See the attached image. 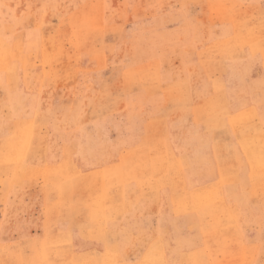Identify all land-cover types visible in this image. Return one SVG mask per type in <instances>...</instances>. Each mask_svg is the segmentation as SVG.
<instances>
[{"label": "rangeland", "instance_id": "rangeland-1", "mask_svg": "<svg viewBox=\"0 0 264 264\" xmlns=\"http://www.w3.org/2000/svg\"><path fill=\"white\" fill-rule=\"evenodd\" d=\"M263 162L264 0H0V264H264Z\"/></svg>", "mask_w": 264, "mask_h": 264}, {"label": "bare ground", "instance_id": "bare-ground-1", "mask_svg": "<svg viewBox=\"0 0 264 264\" xmlns=\"http://www.w3.org/2000/svg\"><path fill=\"white\" fill-rule=\"evenodd\" d=\"M249 34H250V33H249ZM247 35H248V34H247ZM247 35H246V36H247ZM253 35H254V34H253ZM250 36H251V35H250ZM252 37H253V36H252ZM252 37H251V38H252ZM246 39H249V37L246 38ZM240 40H241V39H240ZM254 40H255V38H254ZM254 40H253V41H254ZM250 42H251V41H250ZM241 43H242V42H241ZM242 45L244 46V44H242ZM61 46H62V45H61ZM262 46H263V45H262ZM19 47H20V46H19ZM37 47H38V46H37ZM32 49H33V47H32ZM38 50H39V49H38ZM56 50H57V49H56ZM65 50H66V49H65ZM21 53H22V52H21ZM30 53H31V52H30ZM41 54H43V56H44V55H46L47 53L44 54L43 51H42ZM41 54H40V55H41ZM50 54H51V53H50ZM26 55H27V54H26ZM41 56H42V55H41ZM43 56H42V57H43ZM46 56H47V55H46ZM32 58H33V57H32ZM43 58H44V57H43ZM43 58H42V59H43ZM46 59H48V58H46ZM46 59H45V60H46ZM50 59H51V58H50ZM50 59H49V60H50ZM56 59H57V58H56ZM30 60H31V59H30ZM52 60H53V59H52ZM43 61H44V60H42V62H43ZM48 62H49V61H48ZM43 63H44V62H43ZM49 63H50V62H49ZM47 64H48V63H47ZM43 65H44V64H43ZM50 65H53V62H52V64L50 63ZM55 66H56V65H55ZM55 66H54V67H55ZM44 67H45V66H44ZM32 68H33V67H32ZM42 69H43V68H42ZM69 69H70V68H69ZM69 69H68V70H69ZM34 70H35V69H34ZM43 74H44V73H43ZM46 74H48V73H46ZM49 74H50V73H49ZM49 74H48V75H49ZM48 75H47V76H48ZM50 75H51V74H50ZM50 75H49V76H50ZM44 76H45V75H44ZM44 76H43V77H44ZM36 81H37V79H36ZM221 110H222V109H221ZM221 113H223V112H221ZM261 116H262V115H261ZM258 119H259V116H258ZM223 121H224V120H223ZM232 121H233V120H232ZM213 136H214V135H213ZM207 140H208V139H207ZM218 146H219V144H218ZM220 146H221V145H220ZM223 147H224V146H223ZM223 147H221V148H223ZM224 149H225V148H224ZM22 151H24V150H22ZM253 151H254V150H253ZM134 153H135V152H134ZM144 153H145V152H144ZM213 153H215V152H213ZM142 154H143V153H142ZM147 154H148V152H147ZM171 154H173V153H171ZM211 154H212V153H211ZM14 155H15V154H14ZM148 155H149V154H148ZM214 155H216V154H214ZM256 155H257V154H256ZM259 155H260V154H259ZM16 157H17V156H16ZM134 157H135V156H134ZM138 157H139V156H138V154H137V158H138ZM167 157H168V156H167ZM210 157H211V156H210ZM261 157H262V156H261ZM8 158H9V157H8ZM137 158H136V159H137ZM140 159H141V158H140ZM141 160H142V159H141ZM14 161H15V160H14ZM173 161H174L175 163H177L175 160H173ZM260 161H261V160H260ZM143 162H144V161H143ZM178 162H179V159H178ZM261 163H262V162H261ZM263 163H264V162H263ZM178 164H179V163H178ZM181 164H183L182 161H181ZM144 165H145V164H144ZM183 166H184V165H183ZM253 166H254V165H253ZM174 167H175V166H174ZM215 167H217V166H215ZM219 167H220V166H219ZM67 168H68V167H67ZM20 170H21V169H20ZM23 170H24V168H23ZM167 170L169 171V169H167ZM21 171H22V170H21ZM149 171H150V170H149ZM23 172H25V171H23ZM144 172H145V171H144ZM177 172H178V171H177ZM213 173H214V172H213ZM255 173H256V172H255ZM167 174H168V173H167ZM170 174H171V173H170ZM222 174H223V173H222ZM222 174H220V175H222ZM149 175H151V174L149 173ZM20 176H21V175H20ZM150 177H151V176H150ZM178 177H179V176H178ZM217 177H218V175H217ZM253 177H254V176H253ZM139 178H140V177H139ZM143 178H144V177H143ZM145 178H147V177H145ZM153 178H154V177H153ZM161 178H162V177H161ZM185 178H186V177H185ZM168 179H169V178H168ZM181 179H182V178H181ZM218 179H219V178H218ZM176 180H177V179H176ZM160 183H161V181H160ZM216 183H217V182H216ZM186 185H187V184H186ZM217 185H218V184H217ZM155 187H156V186H155ZM122 203H123V202H122ZM228 205H229V204H228ZM189 207H190V206H189ZM189 207H188V209H189ZM196 208H197V207H196ZM98 211H99V210H98ZM220 211H224L223 208H222V210H219V213H220ZM93 212H94V211H93ZM226 212H227V211H226ZM96 213H97V212H96ZM91 216H92V215H91ZM68 217H69V216H68ZM95 219H96V218H95ZM228 219H229V215H228ZM229 220H230V219H229ZM229 220H228V221L226 220V221L229 222ZM111 221H112V220H111ZM233 221H234V220H233ZM231 222H232V219H231ZM52 223H53V222H52ZM98 223H99V222H98ZM99 224H100V223H99ZM90 226H91V225H90ZM109 226H110V225H109ZM52 227H53V226H52ZM83 228H84V227H83ZM59 229H60V228H59ZM85 229H86V228H85ZM109 229H110V228H109ZM52 230H53V229H52ZM52 230H51V231H52ZM53 232H54V231H53ZM81 232H83V231H80V234H81ZM88 232H89V231H88ZM221 232H222V231H221ZM89 233H90V232H89ZM222 233H223V232H222ZM51 234H52V233H51ZM63 234H64V233H63ZM215 234H216V233H215ZM55 235H56V234H55ZM59 235H60V234H59ZM59 235H58V237H59ZM83 235H84V234H83ZM83 235H82V236H83ZM89 235H90V234H89ZM212 236H213V235H212ZM83 237H84V236H83ZM85 237H86V236H85ZM60 239H61V238H60ZM57 240H58V239H57ZM61 240H62V239H61ZM72 240H74V239L72 238ZM60 242H61V241H60ZM63 242H64V241H63ZM64 243H65V242H64ZM99 243H100V242H99ZM55 244H56V243H55ZM57 244H58V242H57ZM57 244H56V245H57ZM59 244H61V243H59ZM65 244H66V243H65ZM96 245H97V244H96ZM187 245H188V244H187ZM103 246H104V245H103ZM55 247H56V246H55ZM57 247H58V245H57ZM62 247H63V245H62ZM64 247H65V246H64ZM98 247H100V246H98ZM44 248H45V247H44ZM47 248H49V247H47ZM59 248H61L60 245H59ZM59 248H57V249L59 250ZM50 249H52V247L49 248V251H50ZM100 249H101V247H100ZM246 249H247V251H248V247H247ZM44 251H45V250H44ZM44 251H43V252H44ZM60 251H61V250H60ZM244 251H245V250H244ZM65 252H66V251H65ZM152 252H153V251H152ZM248 252H249V251H248ZM62 253H63V252H62ZM69 253H70V251H69ZM108 253H109V252H108ZM245 253H246V252H245ZM43 254H44V253H43ZM72 254H73V253H72ZM246 254H247V253H246ZM104 255H106V254H104ZM43 256H44V255H43ZM66 256H68V253H66ZM72 256H73V255H72ZM80 258H81V257L79 256V260H80ZM194 258H195V257H194ZM106 259H107V258H106ZM113 259H114V258H113ZM195 259H197V258H195ZM45 260H46V259H45ZM55 260H56V259H55ZM73 260H74V259H73ZM81 260H84V259H81ZM156 260H157V258H156ZM90 261H91V259H90ZM153 261H155V260L153 259ZM191 261H192V260H191ZM86 262H87V261H86ZM92 262H93V261H91V263H92ZM150 262H151V261H150ZM156 262H157V261H156ZM200 262H201V260H200ZM47 263H48V262H47ZM89 263H90V262H89ZM106 263H107V262H106ZM95 264H96V263H95ZM162 264H163V263H162Z\"/></svg>", "mask_w": 264, "mask_h": 264}]
</instances>
